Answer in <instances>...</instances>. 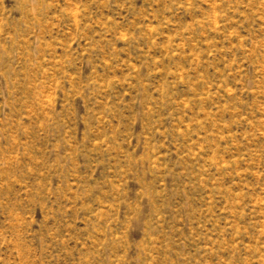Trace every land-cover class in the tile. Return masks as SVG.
Returning <instances> with one entry per match:
<instances>
[{
    "label": "rangeland",
    "instance_id": "rangeland-1",
    "mask_svg": "<svg viewBox=\"0 0 264 264\" xmlns=\"http://www.w3.org/2000/svg\"><path fill=\"white\" fill-rule=\"evenodd\" d=\"M0 264H264V0H0Z\"/></svg>",
    "mask_w": 264,
    "mask_h": 264
}]
</instances>
